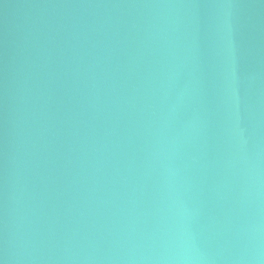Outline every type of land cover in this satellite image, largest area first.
<instances>
[{"label": "water", "instance_id": "water-1", "mask_svg": "<svg viewBox=\"0 0 264 264\" xmlns=\"http://www.w3.org/2000/svg\"><path fill=\"white\" fill-rule=\"evenodd\" d=\"M0 264H264V0H0Z\"/></svg>", "mask_w": 264, "mask_h": 264}]
</instances>
